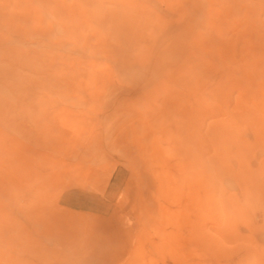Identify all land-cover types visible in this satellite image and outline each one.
<instances>
[{
  "label": "rangeland",
  "instance_id": "374dc122",
  "mask_svg": "<svg viewBox=\"0 0 264 264\" xmlns=\"http://www.w3.org/2000/svg\"><path fill=\"white\" fill-rule=\"evenodd\" d=\"M0 264H264V0H0Z\"/></svg>",
  "mask_w": 264,
  "mask_h": 264
}]
</instances>
